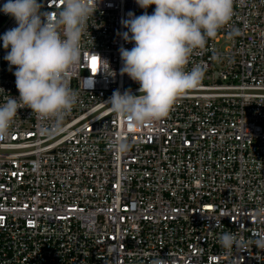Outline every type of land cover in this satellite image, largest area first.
Here are the masks:
<instances>
[{"label":"built area","instance_id":"2783aa9c","mask_svg":"<svg viewBox=\"0 0 264 264\" xmlns=\"http://www.w3.org/2000/svg\"><path fill=\"white\" fill-rule=\"evenodd\" d=\"M154 8L97 0L70 81L79 100L60 131L18 109L0 140V264H264L251 243L264 235V0H234L229 25L187 66H205L201 85L166 118L130 128L105 104L117 90L140 94L121 74L119 49L134 46L121 21ZM16 26L0 11V37ZM7 51L0 39V104L19 97ZM95 53L110 71L92 69ZM120 136L130 150L117 156L109 140ZM225 231L248 249H222Z\"/></svg>","mask_w":264,"mask_h":264},{"label":"clouds","instance_id":"9594fccd","mask_svg":"<svg viewBox=\"0 0 264 264\" xmlns=\"http://www.w3.org/2000/svg\"><path fill=\"white\" fill-rule=\"evenodd\" d=\"M142 9L155 5L152 14L145 11L136 16L129 12L122 25L129 50L119 49L127 74L139 84V95L126 90L114 91L105 102L109 111L123 119L130 128L142 127L166 118L175 103L197 89L206 68L187 66L197 51L206 49L210 39L229 25L234 14V0H136ZM38 0H7L0 11L13 17L17 26L0 39L7 51L4 59L15 66L14 76L19 97L6 98L0 104V140L11 135L18 109L30 108L41 120L50 121L53 132L61 130L66 117L78 103L79 93L71 87V78L78 73L82 58V37L88 20L97 10V0H60L55 12H41ZM233 32L230 35H235ZM97 72L110 71L107 60L94 55ZM96 72V73H97ZM94 73L93 75H95ZM47 131V129H45ZM117 156L130 150L123 136L109 140ZM255 215L264 217V207ZM222 249L246 251L249 242L239 233L219 234ZM264 250V235L251 241ZM151 264H168L164 258Z\"/></svg>","mask_w":264,"mask_h":264},{"label":"snow or ice","instance_id":"6c2138e0","mask_svg":"<svg viewBox=\"0 0 264 264\" xmlns=\"http://www.w3.org/2000/svg\"><path fill=\"white\" fill-rule=\"evenodd\" d=\"M96 60H97V58L95 56H93L92 60H91V66H92L93 70H95L96 65H97Z\"/></svg>","mask_w":264,"mask_h":264}]
</instances>
